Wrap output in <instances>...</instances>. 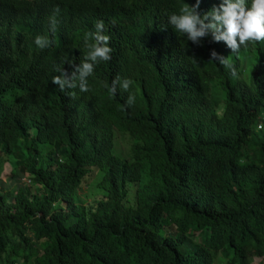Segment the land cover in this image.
Segmentation results:
<instances>
[{"label": "trees", "instance_id": "16d2710c", "mask_svg": "<svg viewBox=\"0 0 264 264\" xmlns=\"http://www.w3.org/2000/svg\"><path fill=\"white\" fill-rule=\"evenodd\" d=\"M185 3L196 0H0V170L15 158L0 189V264L264 257V41L238 54L210 33L194 44L167 21ZM97 19L117 76L132 83L112 95L97 69L87 92L78 80L62 92L56 69L94 41ZM116 130L129 136L126 155L114 151ZM89 174L97 193L84 198Z\"/></svg>", "mask_w": 264, "mask_h": 264}, {"label": "clouds", "instance_id": "9594fccd", "mask_svg": "<svg viewBox=\"0 0 264 264\" xmlns=\"http://www.w3.org/2000/svg\"><path fill=\"white\" fill-rule=\"evenodd\" d=\"M200 0H196L194 5L185 3L179 13H173L168 17V24L173 30L194 44H200L201 38L209 33L214 41H225L233 53L238 54L241 46L247 47L249 42L264 41V0H222L218 7H213L203 15L198 11ZM51 29L56 28V20L50 21ZM90 33L93 42L83 44V50L78 58L71 60L66 66L57 68L60 75L54 76L52 83L60 91L75 88L76 81H79V88L82 92H87L88 77L96 72L97 69L103 71L101 77L103 86H111L110 92L116 94L117 85H121L124 90L129 88L132 83L130 80L121 81L118 75V68L113 61V40L112 37L105 35V24L103 20H95L86 30ZM49 40L45 37L37 36L35 44L43 49L49 46ZM210 61L218 63L229 69L236 77L235 66L230 64L228 59L212 53ZM105 77V78H104ZM260 127V124L258 125Z\"/></svg>", "mask_w": 264, "mask_h": 264}, {"label": "rangeland", "instance_id": "374dc122", "mask_svg": "<svg viewBox=\"0 0 264 264\" xmlns=\"http://www.w3.org/2000/svg\"><path fill=\"white\" fill-rule=\"evenodd\" d=\"M261 132H264V129L261 130ZM129 136L125 133H122L118 130H116L115 132V141H114V151L116 153H120V154H125L127 153L128 150V145L130 140L128 139ZM15 163V158L14 157H10L6 162H4L3 167L0 170V189H6L7 186L11 185L12 183V178H11V167L14 165ZM91 174L87 175L84 178V181L82 182L81 186L79 187V194L82 197H86V198H90L91 196H93L96 192L95 187H96V181L98 179H95L90 185H87V181L90 179ZM27 178L23 177L22 180L26 181ZM27 182V181H26ZM28 186L31 188V190H33L34 186L32 184V182H27ZM26 183V184H27ZM25 184V183H24ZM171 231H173V228L170 226ZM174 233V231H173ZM197 232H194L193 234H196ZM192 240L196 241H201V237L198 234L196 237H192L190 236V238H188L186 240L185 246L188 247L191 245ZM18 264V262H17ZM252 264H264V257H255L254 261Z\"/></svg>", "mask_w": 264, "mask_h": 264}, {"label": "built area", "instance_id": "2783aa9c", "mask_svg": "<svg viewBox=\"0 0 264 264\" xmlns=\"http://www.w3.org/2000/svg\"><path fill=\"white\" fill-rule=\"evenodd\" d=\"M14 264H17V263H14Z\"/></svg>", "mask_w": 264, "mask_h": 264}]
</instances>
